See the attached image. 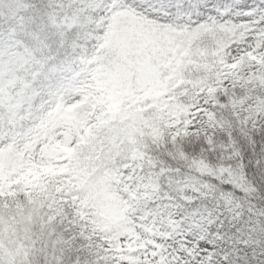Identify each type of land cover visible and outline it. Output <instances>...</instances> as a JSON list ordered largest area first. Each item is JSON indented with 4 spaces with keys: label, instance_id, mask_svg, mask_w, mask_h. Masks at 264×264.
Here are the masks:
<instances>
[{
    "label": "snow or ice",
    "instance_id": "obj_1",
    "mask_svg": "<svg viewBox=\"0 0 264 264\" xmlns=\"http://www.w3.org/2000/svg\"><path fill=\"white\" fill-rule=\"evenodd\" d=\"M0 264H264V0H0Z\"/></svg>",
    "mask_w": 264,
    "mask_h": 264
}]
</instances>
